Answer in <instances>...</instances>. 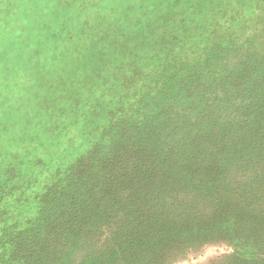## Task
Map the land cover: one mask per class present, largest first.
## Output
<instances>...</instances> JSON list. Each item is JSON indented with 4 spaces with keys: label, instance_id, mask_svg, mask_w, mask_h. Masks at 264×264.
I'll list each match as a JSON object with an SVG mask.
<instances>
[{
    "label": "trees",
    "instance_id": "obj_1",
    "mask_svg": "<svg viewBox=\"0 0 264 264\" xmlns=\"http://www.w3.org/2000/svg\"><path fill=\"white\" fill-rule=\"evenodd\" d=\"M0 37V264H264V0H0Z\"/></svg>",
    "mask_w": 264,
    "mask_h": 264
},
{
    "label": "rangeland",
    "instance_id": "obj_2",
    "mask_svg": "<svg viewBox=\"0 0 264 264\" xmlns=\"http://www.w3.org/2000/svg\"><path fill=\"white\" fill-rule=\"evenodd\" d=\"M1 39V37H0ZM3 40V39H1ZM9 44H14V42H10ZM7 44L0 41V94L2 95V89L3 87H6V85L9 84V82L14 78V81L19 78V74L23 72V67L20 63H15L13 58H9V56L12 54V52H9L5 47ZM104 89L101 88L99 92H93L91 93V96L89 99H86L85 97L83 100V106L81 109L77 110H68L66 114H61L62 119L67 126H72L73 129L71 130L72 133V139H70V143L73 147H76L77 151H80L82 149L81 146L88 145L87 144V134H90L89 132H85V134H81V130L86 127L87 124H89L86 121V115L90 113L88 117L91 115L98 116L97 113H93L92 109L93 107H86L87 102L91 103L92 100L102 98L104 96L103 94ZM9 101V104L8 102ZM15 104V97L11 94H9V97H6L5 100L2 96H0V161L3 159L6 160V157H8L11 150L15 149H21L20 146H11L8 147V149H5L9 142L7 141L8 136L14 135L16 132L23 131V117H20L21 112L18 114L16 109H13ZM96 104V103H94ZM86 105V106H85ZM95 106V105H94ZM63 108L65 106H62ZM96 108V107H94ZM54 115H56L54 113ZM20 117V118H19ZM95 122H100L99 119L95 118ZM99 123H95L94 126ZM6 126V128H5ZM15 128V132L11 135H8L10 128ZM87 128V127H86ZM20 137H23L22 132ZM14 139H18L17 134L14 135ZM7 141V142H6ZM68 141V140H66ZM13 145V144H12ZM17 155H21L22 152H15ZM14 208V207H13ZM23 215V208L19 209L18 214ZM17 214V213H16ZM231 250L225 246V245H219V246H206L202 248L199 251L192 252L188 258L184 261H182L179 264H211L214 260L217 258L229 253Z\"/></svg>",
    "mask_w": 264,
    "mask_h": 264
}]
</instances>
